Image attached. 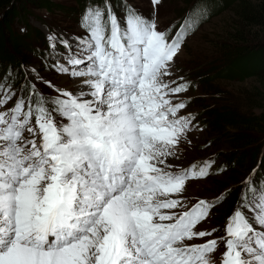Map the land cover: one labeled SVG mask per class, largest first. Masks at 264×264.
<instances>
[{
  "label": "snow or ice",
  "instance_id": "6c2138e0",
  "mask_svg": "<svg viewBox=\"0 0 264 264\" xmlns=\"http://www.w3.org/2000/svg\"><path fill=\"white\" fill-rule=\"evenodd\" d=\"M121 8L123 18L110 0L86 6L77 49L47 36L65 48L53 67L74 89L40 78L57 93L45 95L0 77V264H264V182L241 180L214 236L200 226L223 194L185 193L215 161L171 162L196 119L176 99L189 83L172 65L197 21L170 35L127 0Z\"/></svg>",
  "mask_w": 264,
  "mask_h": 264
},
{
  "label": "rangeland",
  "instance_id": "374dc122",
  "mask_svg": "<svg viewBox=\"0 0 264 264\" xmlns=\"http://www.w3.org/2000/svg\"><path fill=\"white\" fill-rule=\"evenodd\" d=\"M127 1L135 5V9L142 12L141 14L144 17L151 19L154 16L158 30L163 31L171 27L170 35L175 34L181 23L189 15L198 23V27L184 39L172 65V79H176L177 83H189V89L178 94L176 99L183 100L187 104L183 114L193 113L196 119L193 130L188 136L191 144L183 142L177 154L179 159L173 158L171 162L175 165L178 163L177 166L179 167H188L193 163H202L204 160L215 161L207 177L188 181L185 196L194 203L196 199L212 200L223 194L222 202L210 210L208 221L200 226L202 229L208 228L209 230L217 227L219 230L214 233V236H223L226 218L233 212L241 196L243 187L241 180L250 177L257 184L264 182V158L260 160V157H264V141L261 142V146H258L259 143L236 145V143H239L238 141L234 142V140L229 139V136L234 133L233 130L226 126L225 130L220 129L216 132L211 127V123H208L212 116L210 115L208 118V115L206 116L203 113L201 106L207 105L208 108L221 110L220 105H230L229 108L234 112L246 115L249 111L244 106H240L244 94L256 86L263 89L264 94V85L258 82L256 76H249L241 81L214 78L208 81L209 87L203 84L198 74L194 73L198 69L202 71L210 66L223 67L225 65L220 53L224 51L225 45H228L229 34L232 33L233 18L235 19L230 8L223 9V5L227 3V0H195L191 6L189 4L193 0H161V3L155 8L151 0ZM43 2L49 6V10L42 7L35 11L42 15L46 14L50 19L49 21H51L49 24L61 29L55 28L49 33L46 32V39L48 35L57 34L62 39L69 40L72 49H77L79 47L77 38L84 36L85 33L79 32L78 24L74 19L78 9L75 1L44 0ZM118 16L123 18V15ZM243 28L256 41H264V24L260 27H250L245 24ZM18 30H23V23L20 20L15 22L14 31L17 32ZM42 30L45 31V29ZM256 35H261V38ZM39 36H42V33H39ZM252 41L253 39H251ZM6 43H4L5 47ZM41 44L36 43L39 57L35 53L32 54L30 50H28L29 52L21 48L17 50L18 53L26 54L31 59L26 65L27 71H25L30 81L34 82L37 88L45 92L46 95L49 93L55 96L57 93L45 85L40 78L51 81L57 87L72 90L70 87H73L76 81L68 75L60 74L55 69H51L57 60L67 59L66 50H61L58 55L57 50L53 51L49 47V53L54 58L45 57L43 55L47 52V49L44 46L41 47ZM7 68L8 62L4 61V64L0 67V72L3 74ZM224 72L225 70L222 71L220 76ZM178 77H183V81L178 80ZM15 88L19 89L18 87ZM184 97H187L188 101ZM197 97L203 100L200 102ZM252 112L254 114L257 110L252 109ZM259 147L262 150L261 148L259 150ZM240 170H242V173L236 181L226 182L222 185L228 177H232L233 173ZM222 250L223 247L221 246Z\"/></svg>",
  "mask_w": 264,
  "mask_h": 264
},
{
  "label": "trees",
  "instance_id": "16d2710c",
  "mask_svg": "<svg viewBox=\"0 0 264 264\" xmlns=\"http://www.w3.org/2000/svg\"><path fill=\"white\" fill-rule=\"evenodd\" d=\"M43 1L0 0V67H2L4 61L8 62V65L10 62V66L14 67L17 62H26L29 59L26 54L18 53L17 51L19 48L26 51L30 50L23 44L29 38V31L27 28H25L26 30L23 34L14 31L15 22L17 20L25 22L29 15L35 17L42 15L35 11L36 9L45 7L49 10V6ZM74 1L80 2L81 0ZM194 1L189 5H192ZM224 8H230L235 17L231 26L232 33L229 34L228 45H225L224 51L220 53L225 65L223 67L210 66L202 71L198 69L194 73L198 74L203 84L209 87L208 81L214 78L241 81L249 76H256L258 82L264 85V41H256L243 28L245 24L250 27H260L264 24V0H227V3L223 5ZM49 18L51 17L49 16ZM35 31L38 30L36 29ZM256 36L261 38V35ZM251 39H253L252 42ZM5 42L8 43H6V47L4 45ZM223 70L225 72L220 76ZM262 90L256 86L244 94L240 106H244L249 111L246 115L234 112L229 108L230 105H220L221 110L211 109L207 105H202L201 109L206 116L208 115V118L210 115L212 116L208 123H211V127L216 132L220 129L222 131L225 130L226 126L233 130L234 133L232 132L233 134L229 136V139L234 140V142L238 141L239 143H236V145L259 143L258 146H261V142L264 141V94ZM198 99H200V102L203 100L202 98ZM233 104L235 105V103ZM252 109H256L257 112L253 114ZM260 148L258 149L260 150ZM263 158L260 157V160H263ZM241 173L242 170L236 171L222 185L226 182L236 181Z\"/></svg>",
  "mask_w": 264,
  "mask_h": 264
},
{
  "label": "bare ground",
  "instance_id": "6f19581e",
  "mask_svg": "<svg viewBox=\"0 0 264 264\" xmlns=\"http://www.w3.org/2000/svg\"><path fill=\"white\" fill-rule=\"evenodd\" d=\"M76 83V82H75ZM75 85V84H74ZM74 85H73V87H70L71 89H74Z\"/></svg>",
  "mask_w": 264,
  "mask_h": 264
}]
</instances>
